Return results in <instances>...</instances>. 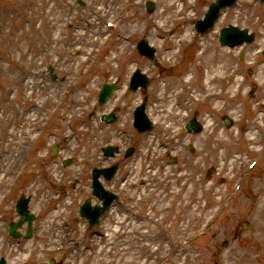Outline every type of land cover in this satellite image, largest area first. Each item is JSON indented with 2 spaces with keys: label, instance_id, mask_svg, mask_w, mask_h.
Returning <instances> with one entry per match:
<instances>
[{
  "label": "rangeland",
  "instance_id": "obj_1",
  "mask_svg": "<svg viewBox=\"0 0 264 264\" xmlns=\"http://www.w3.org/2000/svg\"><path fill=\"white\" fill-rule=\"evenodd\" d=\"M76 1L84 7L78 9ZM145 1L0 0V257L7 264H46L51 258L60 264H92L93 260L96 264H263L259 255L264 254V154L255 144L264 137V65L254 69V77L247 78V68L237 63V52L230 61L214 48L217 69H209L210 81L203 77L205 71L199 70L202 76L197 73L203 85L198 82L192 92L201 96L204 92L210 100L199 101L193 95L190 100L172 102L176 117L197 111L204 128L196 143L197 154L183 157L181 150L180 157L176 156L179 166L161 163L150 175L153 181L149 174L141 173L144 185L138 187L139 200H151L152 191V199H164L163 214L157 215L147 206L141 213H152L127 219L120 215V204H114L92 231L77 216L80 203L89 197V170L102 166V124L98 120L102 107L96 104L98 90L82 87L89 77L83 74L86 66L102 75V51H108L107 47L116 45L120 38L126 40L121 41L123 52L134 51V43L143 37L156 48L160 64L166 50L186 34L188 41L181 47L183 54L175 67L144 68L153 77L148 95L149 105L156 109L159 77L164 79L188 67L194 50L203 42L212 47L215 44L213 33L201 39L193 31L194 22L205 10L202 6L211 0H172L174 11L168 20L159 16L163 0H151L156 7L150 16L144 14ZM252 4V0H239L219 25L236 23L254 31L255 43L241 50L244 56L247 52L246 58L254 55L264 39L260 23L255 24L264 19V7ZM114 19L117 29L105 33L104 22ZM90 35L102 40L110 36V40L89 55L84 40ZM162 41L164 50L160 51ZM123 52L103 55L112 60L131 56ZM49 65L54 68L55 81L45 73ZM75 77L79 87L67 90L63 97L64 84ZM254 82L259 89L249 100L244 92ZM231 93L236 95L234 100L228 98ZM150 106L151 118L160 120ZM223 115L233 121L228 130L220 123ZM180 123L173 126L167 122L166 126L178 131ZM237 130H241L240 135ZM182 141L189 143L188 139ZM54 143L62 149L58 159L71 156L73 162L66 168L59 165L46 170L44 161L50 159L47 153ZM137 146H142L141 137ZM155 146L161 147L156 143L150 147ZM251 161L257 163L246 172ZM26 164L20 178V167ZM110 189L115 191L112 186ZM175 192L184 200H173ZM20 196L31 198L29 210L35 217L28 241H14L6 234ZM141 218L152 223L159 220V227L140 226ZM146 229L162 241L136 249L135 233ZM194 236L198 239L189 243ZM224 241L229 243L220 250ZM58 246H63L62 254H46V249ZM32 249L36 251L32 253ZM100 251L106 254L100 255ZM96 255L99 260L94 259ZM86 258L88 263H84Z\"/></svg>",
  "mask_w": 264,
  "mask_h": 264
},
{
  "label": "bare ground",
  "instance_id": "obj_2",
  "mask_svg": "<svg viewBox=\"0 0 264 264\" xmlns=\"http://www.w3.org/2000/svg\"><path fill=\"white\" fill-rule=\"evenodd\" d=\"M166 1L167 3L166 5L163 6L161 10V15H159L160 17H164V16L169 17V15L173 10L171 4L172 0H166ZM186 41H187L186 36L182 35L180 39L174 42L173 46L168 49L167 56L173 59L176 55L175 50H177V48H180ZM85 45L89 48H93L95 46V43L86 42ZM195 60L197 61L196 64L199 66L195 65L194 69L186 70L183 73L179 74L178 76L167 78L160 83L158 90L159 89L161 90L162 99L170 100V102H172L173 98L184 96L185 95L184 89H186L189 85L197 82L195 71L198 70V68L200 67L202 68L210 67L213 64H215L217 61L216 55L206 46L201 47L199 53L195 56ZM209 74L210 71H207L205 76L207 80L210 79ZM177 197L178 196L174 197L173 200H175ZM153 224L154 226L152 227V229H156L158 227V224L155 222H153ZM139 241L140 243H142V241L146 243H150L152 242V238L150 235H144L141 239H139ZM150 245H152V243H150ZM97 264H104V263L100 261Z\"/></svg>",
  "mask_w": 264,
  "mask_h": 264
},
{
  "label": "water",
  "instance_id": "obj_3",
  "mask_svg": "<svg viewBox=\"0 0 264 264\" xmlns=\"http://www.w3.org/2000/svg\"><path fill=\"white\" fill-rule=\"evenodd\" d=\"M215 11H216V9H215ZM210 27H211V24H209V25L207 26V28H206L204 31H206V30L209 29ZM227 32L230 33V31H227Z\"/></svg>",
  "mask_w": 264,
  "mask_h": 264
},
{
  "label": "flooded vegetation",
  "instance_id": "obj_4",
  "mask_svg": "<svg viewBox=\"0 0 264 264\" xmlns=\"http://www.w3.org/2000/svg\"><path fill=\"white\" fill-rule=\"evenodd\" d=\"M261 262L264 264V254L262 255Z\"/></svg>",
  "mask_w": 264,
  "mask_h": 264
}]
</instances>
